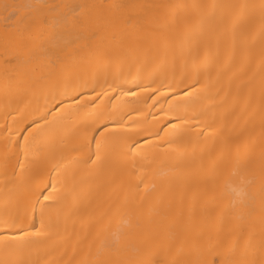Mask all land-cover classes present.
I'll list each match as a JSON object with an SVG mask.
<instances>
[{
	"label": "bare ground",
	"instance_id": "bare-ground-1",
	"mask_svg": "<svg viewBox=\"0 0 264 264\" xmlns=\"http://www.w3.org/2000/svg\"><path fill=\"white\" fill-rule=\"evenodd\" d=\"M0 264H264V0H0Z\"/></svg>",
	"mask_w": 264,
	"mask_h": 264
},
{
	"label": "snow or ice",
	"instance_id": "snow-or-ice-1",
	"mask_svg": "<svg viewBox=\"0 0 264 264\" xmlns=\"http://www.w3.org/2000/svg\"><path fill=\"white\" fill-rule=\"evenodd\" d=\"M45 199H47V197H45Z\"/></svg>",
	"mask_w": 264,
	"mask_h": 264
}]
</instances>
